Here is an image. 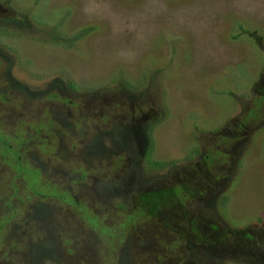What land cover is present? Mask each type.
<instances>
[{"label":"rangeland","instance_id":"obj_1","mask_svg":"<svg viewBox=\"0 0 264 264\" xmlns=\"http://www.w3.org/2000/svg\"><path fill=\"white\" fill-rule=\"evenodd\" d=\"M0 264H264V0H0Z\"/></svg>","mask_w":264,"mask_h":264},{"label":"trees","instance_id":"obj_2","mask_svg":"<svg viewBox=\"0 0 264 264\" xmlns=\"http://www.w3.org/2000/svg\"><path fill=\"white\" fill-rule=\"evenodd\" d=\"M91 30V27L90 26H88V27H84L78 34H76V35H79V36H81V35H83V34H85V33H87V32H89ZM58 84V83H57ZM66 86H68L69 88H75V84L74 83H72V82H68L67 83V85ZM139 134H137L136 136H135V141L134 142H138L139 141ZM132 139H134V134H133V137H132ZM124 143V136H123V139H121L120 140V146H121V144H123ZM94 147V140H92V142H91V144H90V149L91 148H93ZM134 153V152H133ZM156 164V162H152V166H154ZM172 190H174V189H172ZM162 191H160V190H158V195H160V196H162ZM166 193H168V191H166ZM123 206V204H120V207H122Z\"/></svg>","mask_w":264,"mask_h":264}]
</instances>
